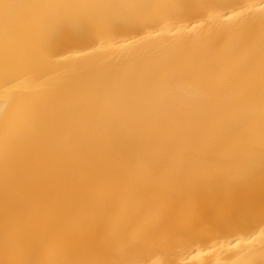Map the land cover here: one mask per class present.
<instances>
[{
	"label": "bare ground",
	"instance_id": "obj_1",
	"mask_svg": "<svg viewBox=\"0 0 264 264\" xmlns=\"http://www.w3.org/2000/svg\"><path fill=\"white\" fill-rule=\"evenodd\" d=\"M0 264H264V0H0Z\"/></svg>",
	"mask_w": 264,
	"mask_h": 264
}]
</instances>
